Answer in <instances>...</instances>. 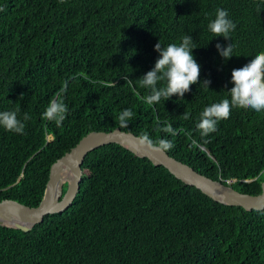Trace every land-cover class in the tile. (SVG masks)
<instances>
[{
    "label": "trees",
    "instance_id": "trees-1",
    "mask_svg": "<svg viewBox=\"0 0 264 264\" xmlns=\"http://www.w3.org/2000/svg\"><path fill=\"white\" fill-rule=\"evenodd\" d=\"M218 8L236 24L230 40L207 27ZM185 35L198 83L146 103L139 80L158 59L154 46ZM217 43H232L233 56L222 58ZM261 51L264 0H0V111L19 110L25 124L23 134L0 126V200L38 206L51 165L89 132L117 127L167 139V152L196 171L261 193L264 110L233 107L215 132L196 128L206 106L230 99L232 70ZM57 96L68 108L60 126L42 118ZM167 124L175 135L161 130ZM82 170L67 209L29 231L0 224V264H264V209L217 202L118 143L91 151Z\"/></svg>",
    "mask_w": 264,
    "mask_h": 264
},
{
    "label": "clouds",
    "instance_id": "clouds-1",
    "mask_svg": "<svg viewBox=\"0 0 264 264\" xmlns=\"http://www.w3.org/2000/svg\"><path fill=\"white\" fill-rule=\"evenodd\" d=\"M228 17L227 10L218 8L215 18L207 25L209 31L216 37L230 40L229 34L235 30L236 24ZM195 48L190 35L183 36L180 44L172 43L162 47L158 42L154 46V50L159 54L158 59L154 67L139 80L141 86L149 90V94L143 98L146 103H159L161 99L166 101L173 95L183 97L186 92L190 91L191 85L198 83L200 65L192 54V50ZM216 49L225 60L233 56L232 43L227 46L217 43ZM203 83L208 86L210 81L205 80ZM231 83L234 86L228 90L230 99L224 98L219 102L211 103L201 111L196 128L202 136L215 132L217 122L228 119L233 107L250 108L257 112L264 110V51L259 52L243 67L233 69ZM66 90L67 85L65 83L62 91ZM18 111H0V126L7 131L23 134L25 124L18 118ZM67 111V105L57 96L49 101L48 106L42 113V118L54 121L57 126H60L66 118ZM133 116L132 109H124L118 117L121 126L127 127V122ZM189 117V113H183L185 120ZM29 119H31L30 115L25 113L23 121ZM161 130L172 135L176 134L170 124H167ZM138 139L141 145H146L154 152H167L174 147L173 143L167 139L161 138L153 141L147 134H142Z\"/></svg>",
    "mask_w": 264,
    "mask_h": 264
},
{
    "label": "water",
    "instance_id": "water-1",
    "mask_svg": "<svg viewBox=\"0 0 264 264\" xmlns=\"http://www.w3.org/2000/svg\"><path fill=\"white\" fill-rule=\"evenodd\" d=\"M138 137L133 132L124 131L119 127L111 131L89 132L70 151L51 165L45 194L38 206H29L9 198L0 200V224L29 231L33 225L42 222L45 216L67 209L76 198L83 182L82 164L86 156L94 149L109 143H118L135 155L149 159L154 165L166 167L182 182L198 188L217 202L241 206L246 210L264 209V181L259 194L238 191L231 184H225L222 180L212 179L196 171L192 166L171 156L168 152L152 151L146 145H141ZM65 170H70L73 177L67 180L68 186L64 194L63 183L60 195L56 196V186L62 182V173ZM6 212L17 216L19 222L7 224L4 218Z\"/></svg>",
    "mask_w": 264,
    "mask_h": 264
},
{
    "label": "bare ground",
    "instance_id": "bare-ground-1",
    "mask_svg": "<svg viewBox=\"0 0 264 264\" xmlns=\"http://www.w3.org/2000/svg\"><path fill=\"white\" fill-rule=\"evenodd\" d=\"M73 177L72 175V172L70 170H65L63 173H62V182L59 183L57 186H56V191H55V194L56 196H59L60 193H61V189H62V184L67 181V180H71ZM4 218L5 219V222L7 224H14L15 222H19L17 216H14V215H11L10 212H6L4 213Z\"/></svg>",
    "mask_w": 264,
    "mask_h": 264
},
{
    "label": "rangeland",
    "instance_id": "rangeland-1",
    "mask_svg": "<svg viewBox=\"0 0 264 264\" xmlns=\"http://www.w3.org/2000/svg\"><path fill=\"white\" fill-rule=\"evenodd\" d=\"M64 183H67V181H65Z\"/></svg>",
    "mask_w": 264,
    "mask_h": 264
}]
</instances>
